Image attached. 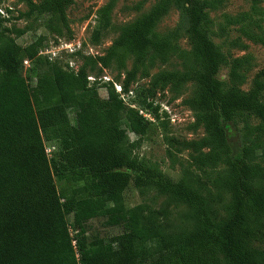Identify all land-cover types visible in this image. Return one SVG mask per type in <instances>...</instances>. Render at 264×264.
Listing matches in <instances>:
<instances>
[{
  "label": "trees",
  "instance_id": "trees-1",
  "mask_svg": "<svg viewBox=\"0 0 264 264\" xmlns=\"http://www.w3.org/2000/svg\"><path fill=\"white\" fill-rule=\"evenodd\" d=\"M73 1L27 0L29 10L20 17H46V26L61 35L63 28L70 29L66 9ZM227 1L159 0L119 26L105 54L78 50L83 64L77 73L40 55L44 37L18 44L25 30L5 25L7 18L0 16V264H264V142L250 140L234 149L229 131V123L244 113L264 121V79L258 74L244 90L253 56H229L210 35V13ZM116 2L109 0L98 10L93 43L112 26ZM172 5L187 14L189 50L156 31ZM224 19L222 32L241 24L244 33L264 44L263 36L246 30L248 13ZM231 43L247 47L240 39ZM173 56L182 69L162 71L153 86L171 83L179 92L194 81L195 94L186 103L195 114L192 128L205 130L202 139L185 142L190 161L182 164L178 179L134 152L154 121L128 106L113 82L103 83L108 95L101 98L88 79L89 72L115 65L128 92L138 78L150 76L157 61L167 63ZM42 62L48 69L38 73L32 86L21 70ZM223 66L229 68L227 79L219 77ZM151 95L145 93L139 106L156 118L160 106ZM80 103L89 106L90 115L72 122L69 111ZM123 121L139 136L136 142ZM253 130L249 127L246 135ZM46 142L58 144V159L49 155ZM69 172L84 184L61 192L55 177ZM131 183L142 193L155 190L165 203L158 210L147 203L126 207L124 193ZM171 205L177 209L175 220ZM68 212L78 227L75 237ZM97 217L122 231L89 241L84 225Z\"/></svg>",
  "mask_w": 264,
  "mask_h": 264
},
{
  "label": "rangeland",
  "instance_id": "rangeland-1",
  "mask_svg": "<svg viewBox=\"0 0 264 264\" xmlns=\"http://www.w3.org/2000/svg\"><path fill=\"white\" fill-rule=\"evenodd\" d=\"M32 1L39 4L43 0ZM108 1L74 0L66 9L70 29L63 28L61 35L46 26V17L44 18L37 14L29 17H20L21 12L29 10L27 0H0V8L6 13L5 15L0 13V16L7 18L4 22L5 25L25 30L23 35L17 37L18 44L23 47L39 37H44L45 41L41 49L43 51L59 46L62 41H75V45L80 48V53L99 56L105 54L118 37L119 26L131 22L143 13L150 11L159 0H147L139 10L135 9V6L141 0H117L112 11V26L104 32L98 43H93L92 32L98 24V10ZM245 12L251 16V21L247 23L246 30L251 32V34H258L264 37V0H228L222 8L211 11L210 15L214 24L210 35L229 56H242L245 54L253 56L248 69L247 82L243 85L244 90H249L258 74H261L264 79V44L244 33L241 24L231 25L224 32L219 28L221 24H224L226 15L235 16ZM187 28V14L183 8L176 5H172L168 13L156 25L157 32L167 34L174 43L189 50L191 49V41ZM238 39L246 44L247 47L232 45L231 42ZM40 55L47 56L45 54ZM73 61L75 63L71 65ZM56 62L64 69L77 73L83 64V58L80 54L71 56L65 50H61L60 57ZM47 69L48 64L42 62L40 65L38 63V66L33 70L23 68L21 71L28 82L34 86L38 73ZM181 69L182 62L175 56L171 57L167 63L157 61L151 68L149 77L138 78L129 87V89L134 91L132 98H134L133 100L137 102L138 106L144 104L141 100L145 93L153 94L149 97L150 100L160 106L154 123L149 126L147 133L142 137L134 152L144 162L157 164L166 175L174 179L179 178L182 164H188L190 161L191 150L185 148V142L199 140L205 136L203 127L192 128L195 114L186 103V100L195 94L196 83L194 81L186 83L179 92H175L171 88V83L165 87L160 86V84L153 86L155 77L162 71ZM228 70L227 66H223L219 77L227 79ZM90 74L95 76L96 81L89 80V84L91 86L97 85L101 98H104L107 92L103 83L110 82L105 77L112 78L116 82L123 84L121 81L124 75L122 79H118L119 71L115 65L105 68L102 72L97 70L89 72L88 75ZM143 90L146 92L142 93ZM69 112L72 122H76L80 118H88L90 115L89 106L86 104L82 105V103L77 107H72ZM165 112H167L169 117L165 116ZM229 124L230 138L234 149H239L240 146L250 143V140L260 139V141L264 142V121L254 113H244V115L236 117L235 121ZM122 127L128 130L130 140L136 142L139 136L128 129L125 121H123ZM249 127H254V130L251 134L246 135ZM45 144L49 155L58 159V144L54 142H46ZM55 181L58 190L61 192L69 191L71 188L84 184V180H74L71 172L62 178L56 176ZM124 196L126 207L147 203L156 210L161 208L166 199L165 196L159 195L155 190H148L146 193H142L133 183L126 189ZM170 207L173 210L172 219L175 220L177 209L174 208V205ZM67 218L70 224V232L75 237L78 234V227L72 223L69 212L67 213ZM105 219V217H97L85 223V236L89 241L96 238H109L122 231V226H106L104 224Z\"/></svg>",
  "mask_w": 264,
  "mask_h": 264
},
{
  "label": "built area",
  "instance_id": "built-area-1",
  "mask_svg": "<svg viewBox=\"0 0 264 264\" xmlns=\"http://www.w3.org/2000/svg\"><path fill=\"white\" fill-rule=\"evenodd\" d=\"M0 13H2L3 15L6 14L5 11L1 8H0ZM60 47H62V49H60ZM78 49L80 50L79 46L75 45V41H62L59 46L52 47L51 49H47L46 51L41 50L40 53L47 55L50 60H56L60 57L61 50L62 51L65 50L71 56H75V55L77 56ZM73 63H75V61L71 62V65H74ZM24 64L27 68L28 66H30V60L26 59L24 61ZM105 78L108 81L113 82L114 87L116 88V91L120 94L121 98L125 101V103L128 106L138 109L139 113L141 115H143L145 117V119H147L149 121H155V115L151 110H149L148 108L140 107L134 101H132L131 98L134 95V91L132 89H130L128 92H126L121 83L116 82L112 78H108V77H105ZM88 79L92 80V81L93 80L96 81L95 76L91 75V74L88 75ZM107 95H108V93L106 92V96Z\"/></svg>",
  "mask_w": 264,
  "mask_h": 264
}]
</instances>
